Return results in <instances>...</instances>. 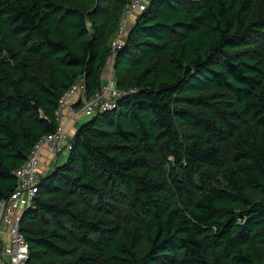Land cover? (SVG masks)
Here are the masks:
<instances>
[{
    "label": "trees",
    "instance_id": "obj_1",
    "mask_svg": "<svg viewBox=\"0 0 264 264\" xmlns=\"http://www.w3.org/2000/svg\"><path fill=\"white\" fill-rule=\"evenodd\" d=\"M0 0V201L75 83L81 124L20 229L26 264H264V0Z\"/></svg>",
    "mask_w": 264,
    "mask_h": 264
},
{
    "label": "built area",
    "instance_id": "obj_2",
    "mask_svg": "<svg viewBox=\"0 0 264 264\" xmlns=\"http://www.w3.org/2000/svg\"><path fill=\"white\" fill-rule=\"evenodd\" d=\"M147 1L130 0L126 5L121 25L110 45L112 54L122 46L130 19L146 9ZM132 93L133 90L118 89L109 81L87 99L83 85L78 81L59 99L55 111V131L33 146L25 163L13 172L16 181L14 190L6 199L0 201V264H26L29 259L28 245L20 229L21 214L31 206L37 195L40 179L44 175L41 168L43 156L67 155L70 150L71 136L65 123L78 116L92 117L113 110L117 99Z\"/></svg>",
    "mask_w": 264,
    "mask_h": 264
},
{
    "label": "crops",
    "instance_id": "obj_3",
    "mask_svg": "<svg viewBox=\"0 0 264 264\" xmlns=\"http://www.w3.org/2000/svg\"><path fill=\"white\" fill-rule=\"evenodd\" d=\"M133 19H130V22H132ZM107 71L110 70L109 72H111V62L109 63V67L108 69H106ZM110 74V73H109ZM82 119V116H78L75 119H73L70 122H66L65 123V127L66 130L68 131L69 135L72 136L73 133L75 132V130L80 126V120ZM66 158V155H60L57 157H51L49 155H45L43 156L42 159V164H41V168L43 173L45 174L46 172L51 171L56 165L62 163Z\"/></svg>",
    "mask_w": 264,
    "mask_h": 264
},
{
    "label": "rangeland",
    "instance_id": "obj_4",
    "mask_svg": "<svg viewBox=\"0 0 264 264\" xmlns=\"http://www.w3.org/2000/svg\"><path fill=\"white\" fill-rule=\"evenodd\" d=\"M110 70H105V72L103 73V78L105 79L103 85H105L106 83H108L109 81H111V75L109 74ZM91 119V117H86V116H82V119L80 120V125L89 121ZM22 210V208H20Z\"/></svg>",
    "mask_w": 264,
    "mask_h": 264
}]
</instances>
